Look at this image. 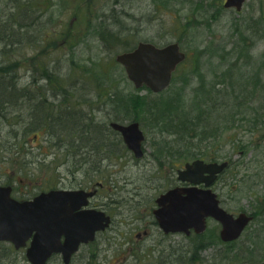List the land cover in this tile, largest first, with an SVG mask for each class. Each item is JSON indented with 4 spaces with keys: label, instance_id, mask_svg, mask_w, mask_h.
I'll return each mask as SVG.
<instances>
[{
    "label": "rangeland",
    "instance_id": "1",
    "mask_svg": "<svg viewBox=\"0 0 264 264\" xmlns=\"http://www.w3.org/2000/svg\"><path fill=\"white\" fill-rule=\"evenodd\" d=\"M224 2L225 0H168L166 3L161 0H49L48 3V0H45L40 5H34L42 9L46 6L49 8L47 23L51 26L45 32L34 33V37L40 39V44L27 41L23 47L13 48L11 53L15 51L14 53L19 54L18 57L25 55L17 57V61L14 62H19V73L23 77L24 85L29 86L31 80H37L38 84L35 85H46L47 81L42 77V64L43 67L49 64V69H52L53 74L55 72L60 78L62 73L67 75L70 71L71 80L61 81L54 78L53 81L68 83L69 93H74L69 100L71 98V102L81 107H77L78 109L94 113V117H97L100 123H107L106 117L109 113L116 112L115 108L108 104L109 89L107 87L96 89L93 75L91 74L92 81H90L88 76L86 78L82 76L81 70L93 67L95 74L102 76L104 85L112 82L119 91L124 93L133 91L139 96H147L148 88H136L128 80L123 67L115 61L117 53L134 48L139 41L149 40L158 45L178 41L182 49L193 56V59L197 49L200 51L209 42H215L217 51L221 53L223 49L234 47L226 56L225 64L231 62L237 65L234 72L244 79L251 75L254 77L256 74H261L264 78V0H248L241 11L234 7L226 8ZM39 8L35 10L38 11ZM235 22L238 23L236 28ZM86 30L90 31L85 34ZM108 30L125 33L129 46L120 45L122 44L120 41L106 42L104 36ZM240 30L247 39H250L245 44L239 41L242 40ZM45 34L49 36L45 42H42ZM217 51L214 53L217 57L215 64L220 61ZM207 56L208 52L205 50L204 56L201 55L200 59L205 60ZM111 58L113 61L110 62ZM221 60H223L222 57ZM21 64L24 65L21 66ZM96 64L97 67H95ZM201 67V73L207 75L206 78L210 80H213L222 70L220 67L215 69L218 72L210 71L207 63H203ZM104 68H109L111 72L105 71ZM256 69L260 71H255ZM187 71L189 69H186ZM120 74L125 78H121ZM228 76L231 77V75ZM181 77L177 75L174 84H171V89L175 88L176 82H181ZM62 90L61 88V92ZM170 94L166 92L162 95L169 97ZM155 96L156 93L148 95L147 100L157 98ZM63 99L64 94L61 95V102ZM53 103L55 104L54 101ZM19 106L21 105H18V109L21 110L22 118L26 119L23 124H27V120H30L29 110L21 109ZM15 114L16 111L13 115ZM142 118L150 119L147 114ZM13 120L16 121V119ZM129 121L132 120L127 119L121 122ZM151 124H153L152 121H149L147 125L141 123L147 136L146 154L142 159L137 160L129 150L126 152L123 150L124 153H118L119 156L114 154L113 157L107 156L106 153L102 158L94 155L98 161L104 160L103 174L97 172L96 167L93 168L94 178L107 176L101 179L104 183L101 192L108 188L116 191V194L120 192L119 197L124 196L126 200L124 204L118 206V210H111L114 213L112 227L99 234L93 242L82 246L71 264H259L263 262L264 260L251 263L264 258V224H262L264 213L260 214L262 215L260 217L254 214L255 219L234 242L235 248L233 246L234 249L231 251L220 241L211 243L219 236L220 230V224L211 218L208 219V228L201 237L193 235L188 237L185 233H174L168 239L162 237L157 226L153 225V216L149 214V211L151 212L153 200L160 192L179 184L177 169L184 163L171 168V158H175V155L165 158V152L168 148L177 146L173 138L176 136L166 134L163 138L166 139L165 141L155 140L158 141L155 143L153 139L157 137V129ZM4 126L14 129L10 124ZM239 129V127L233 128L227 134L237 132ZM237 133L239 134L238 136L236 134V140H233L231 136L223 137L216 143L220 149L217 161L230 162L229 167L218 180L216 192L227 210L234 213L254 212L260 203H264V132L262 136L242 129ZM38 134L36 141L29 140L25 143L24 147L28 154L15 157L13 155L18 149L17 143L21 140L0 137L2 147L0 163L2 168L4 167L0 170L8 171V174L0 175V181H9L8 175H12L13 169L18 167L17 163H20L24 156L28 159V162L24 160V169L27 170L19 174L24 182L17 179L10 181L21 196L52 186L59 181V177L60 180L63 179V183L70 184L74 181L75 158L79 156L78 158L84 160V156L87 155L85 151L80 150L73 153L72 157L66 156L67 148H58L55 137L48 138L44 131ZM82 141L86 142V140ZM236 141L242 145H248L245 147L246 153L236 149L238 144ZM1 152L5 156L9 155L8 162ZM135 217L141 218L146 224L141 227L142 222L135 221ZM134 222L138 225L135 226ZM162 239L164 241L167 239V244L171 242V246L165 247L167 244H161ZM250 239H254L258 247L250 245ZM158 241L159 245H157ZM201 241L210 245L197 253L196 245ZM10 247L13 248L11 243L0 242L3 264H30L24 248L13 250ZM159 247L162 249L161 253H157ZM240 247L243 248L241 254L238 253ZM251 248L255 250L249 260L245 254L247 249L251 250ZM168 251L173 252L167 254ZM49 264H63V262L61 258L55 257Z\"/></svg>",
    "mask_w": 264,
    "mask_h": 264
},
{
    "label": "trees",
    "instance_id": "2",
    "mask_svg": "<svg viewBox=\"0 0 264 264\" xmlns=\"http://www.w3.org/2000/svg\"><path fill=\"white\" fill-rule=\"evenodd\" d=\"M44 1L45 0H0V125L4 123L3 126L0 127V137L21 140L17 143L18 149H16L13 157L16 155L21 156L23 154H28V151H26L24 147L25 143L29 142V140L36 141L40 131H44V134L46 132L49 136L48 138L55 137L58 148H67L66 156L72 157L73 153H77L74 147L77 139L74 115L75 109L72 107V105L75 106L76 103L71 102L74 93H69V87H67L68 83H57L59 86L61 85L60 87L63 89L61 95L64 94V99L62 108H60V110L57 108L58 110H56L53 102L50 103L49 96L44 90L40 87L30 88L28 85L22 84L24 80L19 73V62L14 63L17 61L19 54L14 53L15 51L11 53L13 48L19 46L23 47L24 43L27 41L40 44V39L35 38L34 33L45 32L51 26V24L47 23V21H49V17L47 18L49 15V8L46 6L42 9L34 5H40L41 2L43 3ZM161 1L166 3L168 0ZM36 8H39L38 11L35 10ZM237 24L235 22V28ZM89 31L90 30H86L85 34ZM240 32L243 41H239L244 42V44L247 43L250 39H247L242 30H240ZM49 34H45L44 41L41 39L42 42H45ZM107 38L111 40H106ZM104 39L106 42L116 43L120 41L122 43L120 45H126L125 47L129 46V40H126L127 35L123 32L108 30V32L105 33ZM115 39L117 40L115 41ZM67 40L69 41V37H67ZM214 44L215 42H209L203 49H200V51L197 49L194 59L193 56L188 54L186 60L178 66L172 80L174 84L177 75H181V82H176L174 89H171L172 86L170 85L161 93H156L155 97L157 98H152L150 100H147L148 95L154 94L150 89H147V96H139L133 91L124 93L123 91H119L118 88H115L112 82L104 85L101 79L102 76L95 74V69L93 67L81 70L82 76L84 75V78L88 76L90 81H92L91 74L93 75L96 89L100 90L102 87H107L109 89V103H106L114 107L116 112H114L115 114L109 113L106 117L107 123H100V120L94 116L90 122H87L86 117L78 115L79 124L77 132L79 131V138L87 142L90 132V137L93 139L92 142L95 143L96 146L94 155L96 154L98 158H102L105 153L110 154L112 157L114 154L119 156L120 154L118 153H124L123 150L125 152L128 151L126 146H122L119 151H116L117 144H120V142H118L120 138L118 139V137H116V143H107L109 150L104 148V144H106L104 140L105 137L108 136L107 133H110L111 137L114 133H116V136H119V134L109 126V121L116 120L121 122L131 119L138 120L143 125H147L149 121H152L153 124L151 125L153 128L155 126L157 129L156 136L159 137L153 139L155 143L158 142L155 140L165 141L166 139L163 138L166 134L172 137L173 135L176 136L173 138H175L174 141H176L177 146H172V148L166 150L167 153L165 152V158L170 157V155H175V158H171L170 163L171 168H175L195 158H204L211 161L218 160V152L220 149L216 143L223 137L227 138L231 136L234 140L236 134L238 136L239 133L237 132L240 129L262 136L264 132L263 76L261 74H256L254 77L251 75L245 79L240 77V75L234 72L237 65L231 62L230 64H225L227 60L226 56L232 52L234 47H232V49H223L221 53L219 50L217 51V47H215ZM204 49L208 52V56L207 59L201 60L200 56H204L205 54ZM216 51L218 58H220L218 64H215V59H217V57L214 53ZM18 53L20 52L18 51ZM21 56L25 55H20L19 57ZM221 57L223 60H221ZM111 61H113V58L110 59V62ZM249 61L250 56L248 62ZM203 63L209 65L210 71L218 72L215 69L220 67H222V70H220L219 74H216L213 80L207 79V75L201 73V65ZM23 65L24 64H21V66ZM211 66L215 68H210ZM41 67L43 69L42 77L44 80L55 78L56 80L64 81L72 79L70 71L67 75L62 73L60 78L55 72L53 74L52 69H49V64L47 67H43L42 64ZM95 67H97V64ZM104 69L105 71L111 72L108 70L109 68ZM186 69H189V71L186 72ZM255 71H260V69H256ZM228 75H231V77ZM120 77L123 79L125 78L124 75L121 74ZM195 79L197 82L194 81ZM36 81L37 80H31V84L29 85L35 86ZM118 85L120 84L118 83ZM91 87L93 88L92 85ZM261 87L262 89H260ZM166 92L171 93L169 97L163 96ZM87 93H89V91ZM70 96L71 98L69 100ZM24 102L26 105L23 106V108H27L30 102V104L40 108L37 112L34 111L30 114V120H27V124H23L26 122V119L22 118L21 110L18 109V105ZM19 108L21 107L19 106ZM15 111L16 114L14 116L13 114ZM145 114H147L150 119H143L142 117H144ZM13 119H16V121ZM7 124H10L14 129L6 128L4 125ZM16 124H20V126H15ZM238 127L240 129L237 132L227 134L231 129ZM108 129L110 132L104 133ZM53 134L56 135L53 136ZM120 141L123 143L122 139H120ZM245 147H248V145H242L240 143L236 145V149L243 153H246ZM1 149L2 147L0 146V151ZM3 152H1L2 155H4ZM5 157L8 162L10 158L9 155ZM97 157H94L96 162L102 163V161L97 160ZM24 160L28 162V159L24 156V159L19 161L20 163H17L19 172H22L25 168ZM0 165L2 164L0 163ZM95 167L97 172H100V174L104 173L101 164L97 165L96 163ZM253 213L256 217L262 216V213H264V203H260ZM262 221V224H264V220ZM202 235H200V237ZM218 238L219 236L216 237L214 241H211V243L219 241L220 243H224ZM250 240V245H256V247H258L254 239ZM209 245L210 243L207 244L203 241L199 242L196 245L197 253L199 250ZM233 246L235 248L234 242L233 244L226 245V247H229L230 251L234 249ZM10 248L14 250V247ZM242 250L243 248L240 247L238 253L241 254ZM251 250L247 249V253L245 252L249 260L255 249ZM235 252L237 254V250ZM2 259L4 258L0 255V264H3ZM262 260H264V258L254 260L253 262L251 261V263H258ZM190 261L193 262V260Z\"/></svg>",
    "mask_w": 264,
    "mask_h": 264
},
{
    "label": "water",
    "instance_id": "3",
    "mask_svg": "<svg viewBox=\"0 0 264 264\" xmlns=\"http://www.w3.org/2000/svg\"><path fill=\"white\" fill-rule=\"evenodd\" d=\"M245 1L226 0L224 6L241 10ZM186 57L177 41L163 46L140 41L134 49L118 53L116 60L137 88L147 85L154 92H160L171 84L174 72ZM110 125L122 134L136 157L144 155L146 136L138 121H112ZM228 165L227 160L208 162L197 158L179 168L178 179L191 185L172 187L158 197L154 214L160 226L166 232L203 233L208 218H212L221 224L222 240L238 239L253 215L246 211L237 214L228 211L211 187ZM86 194L90 196L93 192L52 189L32 200L20 201L11 196L10 186L0 185V240L10 241L16 248L30 241L26 254L31 264H47L54 253H61L64 263L69 264L80 245L94 240L96 232L111 222L104 211L79 209L80 200Z\"/></svg>",
    "mask_w": 264,
    "mask_h": 264
},
{
    "label": "flooded vegetation",
    "instance_id": "4",
    "mask_svg": "<svg viewBox=\"0 0 264 264\" xmlns=\"http://www.w3.org/2000/svg\"><path fill=\"white\" fill-rule=\"evenodd\" d=\"M29 87L30 88H32V87H35V88L40 87L49 96L50 103H52L53 101L55 102V104L54 103L53 104H54V108H56V110H58V109L60 110V108H62L63 102H61V87L58 84H55V85H47L46 84L45 86H40V85L32 86V85H29ZM30 103L28 104V106L26 108V110H29L30 114H32L34 111L37 112V110L40 109L36 105H32ZM72 107L75 109L74 115H75V121H76L75 122V126H76V133H77V135H76V138H77L76 139V143L74 144L75 151L78 152V151L81 150V151H85L87 153V155L84 156V160L82 158H78L79 156L76 157L75 160H74V167H75V169H74V181H72L70 184L63 183L62 182L63 179L60 180V177H59V181L56 182V184H54L52 186H46L45 188H41V190L36 192V193L28 192V194H26L25 196H21L20 193L19 194L17 193V189H16L15 185L10 183L11 180L15 181L16 179H17V181H20V182L23 181L24 182V179H22V177L19 175L20 174L19 170L17 168H14L13 171H12V175L11 174L8 175V176H10V180L6 181V182L5 181L4 182L0 181V185H2V186H10L11 187L12 196L14 198L20 200V201L32 200L39 193H41L43 191H49V190H52V189H70V190L83 189V190H86V192H93V195L88 196L86 194V196L82 200H80L79 204H81V206H80L79 209L80 210H86V209H88V210H91V209L101 210V211H104L107 215H109L111 217L110 225L105 230L98 231L97 234H96V238H97V237H99V234L105 232L107 229H110L112 227V223L114 222V213H112L111 210L112 209L113 210H118V206L124 204V202L126 200V197L123 196L121 198V197H119L120 192H119V194L117 193L118 194V196H117L116 191L109 190L108 188H105L104 192L103 191L101 192V188L102 189L104 188V183L102 182L103 180H101V179H105L107 176L103 175L102 177L94 178L93 177V172H94L93 168L95 167L96 163H97V165L101 164V166H102L104 160L102 161V163L96 162L94 160V150L96 149V146H95V143L92 142L93 139H92V137H90V132H89V136H88L87 142H83L78 136L79 131L77 132L78 124H79V120H78L77 116L81 115L82 117H86L87 118V122H90V120L94 116V113H91L88 110L87 111H83V109H78L77 107H79V108H81V107L78 106L77 104L75 106L72 105ZM82 108H86V107H82ZM107 132H110V130L108 129L104 133H107ZM117 133L119 134L120 137L116 136V133H114V135L112 134V137L110 136V133H107L108 136L105 137V140H104V142H106V144H104V148L106 150H109L107 143L108 144H110V142L116 143V137H118V139L120 138V139H122V141H124L122 135L119 132H117ZM120 139L118 140V142H120V144L119 145L117 144L116 151H119L122 146H126L124 144V142L122 143L120 141ZM92 155H93V157H91ZM107 156H110V154H107ZM0 169H4V167L2 168V166L0 165ZM26 170L27 169H23L22 172H25ZM4 174H8V171L0 170V175H4ZM91 177H93V178H91ZM220 177H221V174L218 176L217 180L212 185V187L215 190L217 188L218 180H219ZM28 178H30V176ZM94 179H96V180H94ZM178 183L179 184H177V185H180V186H189L190 185L187 182L178 181ZM115 184H116V182L114 183V185ZM119 184H121V183H119ZM200 186H203V185H200ZM20 188H23V187H20ZM21 190L23 191V189H21ZM107 190H108V192H105ZM19 191H20V189H19ZM24 191H26V190H24ZM165 191L160 192L154 198L153 206L151 207V212L149 211V214L151 213V215L153 216V225L157 226V228L159 229L162 237H166L168 239L170 237V235H172L174 233H166V232H164L159 227V222L156 219V216L154 214V210L156 208H158L157 199ZM251 214H253V216L255 218L254 213L251 212ZM138 220H140L141 222L143 221L141 218H136L135 217V221H138ZM135 223L136 222H134L133 224H135ZM145 224H146V222L145 223L142 222L141 227H143ZM137 225L135 224V226H137ZM220 228H221V226H220ZM132 229H133V227H132ZM219 233H220V230H219ZM131 234H133L132 231H131ZM147 234H149V233H147ZM185 235L188 236V237H190L192 235L195 236V237H200V234H197L194 231L190 232L189 234H185ZM166 240L164 241V239H162L163 242L160 241L161 244H167ZM233 242H235V241L224 242V244L229 245V244H233ZM157 245H159V241H158ZM168 246H171V242L168 243L165 247H168ZM160 247H163V246H160ZM160 247L158 248V252L157 253H161L162 252V249ZM172 252L173 251H168L167 254H172ZM59 257L61 258V256H59Z\"/></svg>",
    "mask_w": 264,
    "mask_h": 264
},
{
    "label": "bare ground",
    "instance_id": "5",
    "mask_svg": "<svg viewBox=\"0 0 264 264\" xmlns=\"http://www.w3.org/2000/svg\"><path fill=\"white\" fill-rule=\"evenodd\" d=\"M46 81H47V83H46L47 85H55V84H57L56 82L53 81V79H51V80H46ZM36 84H38L37 81H36ZM25 105H26L25 102H24L23 104H21V106H20L21 109H23V106H25Z\"/></svg>",
    "mask_w": 264,
    "mask_h": 264
}]
</instances>
